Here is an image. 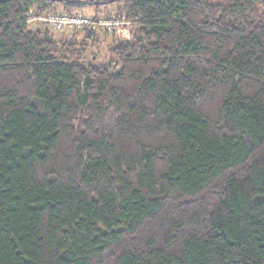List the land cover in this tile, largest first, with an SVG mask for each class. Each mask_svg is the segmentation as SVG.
Returning a JSON list of instances; mask_svg holds the SVG:
<instances>
[{
	"label": "trees",
	"instance_id": "16d2710c",
	"mask_svg": "<svg viewBox=\"0 0 264 264\" xmlns=\"http://www.w3.org/2000/svg\"><path fill=\"white\" fill-rule=\"evenodd\" d=\"M78 1L0 0V264H264V0H124L110 66L29 28Z\"/></svg>",
	"mask_w": 264,
	"mask_h": 264
},
{
	"label": "rangeland",
	"instance_id": "374dc122",
	"mask_svg": "<svg viewBox=\"0 0 264 264\" xmlns=\"http://www.w3.org/2000/svg\"><path fill=\"white\" fill-rule=\"evenodd\" d=\"M84 1L56 2L42 9L34 7L29 28L41 30L59 45L62 43L60 47L64 50L74 42L79 56L73 60L110 66L114 59L110 50L113 44L121 35L131 38L136 26L126 20L124 0Z\"/></svg>",
	"mask_w": 264,
	"mask_h": 264
}]
</instances>
